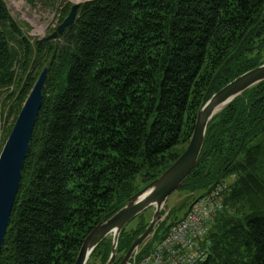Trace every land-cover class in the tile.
Wrapping results in <instances>:
<instances>
[{"label":"trees","instance_id":"16d2710c","mask_svg":"<svg viewBox=\"0 0 264 264\" xmlns=\"http://www.w3.org/2000/svg\"><path fill=\"white\" fill-rule=\"evenodd\" d=\"M263 62L264 0H84L62 34L34 43L0 0V94L14 87L10 125L0 111V151L47 68L0 264H73L92 229L180 156L201 104ZM229 175L200 264H264V81L208 123L179 189L197 195L169 209L140 255ZM149 209L121 231L115 264L148 226ZM110 252L106 237L86 264H105Z\"/></svg>","mask_w":264,"mask_h":264},{"label":"water","instance_id":"95a60500","mask_svg":"<svg viewBox=\"0 0 264 264\" xmlns=\"http://www.w3.org/2000/svg\"><path fill=\"white\" fill-rule=\"evenodd\" d=\"M79 4H73L62 22L47 38L55 39L73 23ZM47 68L43 67L15 119L0 151V251L18 192L29 143L43 100ZM264 81V62L235 77L201 106L196 114L190 140L180 156L157 178L147 184L126 204L106 220L98 223L83 240L73 264H86L89 255L106 237L111 238V252L105 264H115L118 238L123 228L138 214L153 208L151 220L145 230L130 244L118 264H130L135 250L152 234L155 226L167 218V200L182 188L184 181L195 168L204 144L208 123L234 98Z\"/></svg>","mask_w":264,"mask_h":264},{"label":"built area","instance_id":"2783aa9c","mask_svg":"<svg viewBox=\"0 0 264 264\" xmlns=\"http://www.w3.org/2000/svg\"><path fill=\"white\" fill-rule=\"evenodd\" d=\"M234 182L235 175H229L215 189L198 198L153 249L131 260L130 264H200L206 261L210 247L208 232L217 213L224 209V195Z\"/></svg>","mask_w":264,"mask_h":264},{"label":"rangeland","instance_id":"374dc122","mask_svg":"<svg viewBox=\"0 0 264 264\" xmlns=\"http://www.w3.org/2000/svg\"><path fill=\"white\" fill-rule=\"evenodd\" d=\"M3 1L6 3L12 18L19 24L23 35L28 38L31 43H34L35 40L45 38L55 31L60 24V20L63 18L65 10H67V5L70 7L76 3L80 4L84 0H38L33 4H29L25 0ZM15 69L16 73L19 75L20 69L18 67ZM28 71L35 70L29 69ZM13 88L14 87H11L7 93L12 91ZM7 93L2 90L0 94V111H3L1 118L2 127L10 125L13 119V115H7L12 103L11 100H7ZM1 143L2 141L0 142V147ZM192 194L197 195V193H193L186 189L172 193L167 200L168 212L174 205L181 204ZM152 214L153 208H150L147 215L151 217Z\"/></svg>","mask_w":264,"mask_h":264},{"label":"bare ground","instance_id":"6f19581e","mask_svg":"<svg viewBox=\"0 0 264 264\" xmlns=\"http://www.w3.org/2000/svg\"><path fill=\"white\" fill-rule=\"evenodd\" d=\"M140 251H141V248H137L136 250H135V252L132 254V256H131V260L133 261L134 259L136 260V259H138L139 257H141V255H140Z\"/></svg>","mask_w":264,"mask_h":264}]
</instances>
